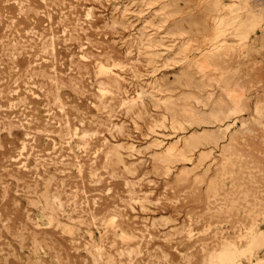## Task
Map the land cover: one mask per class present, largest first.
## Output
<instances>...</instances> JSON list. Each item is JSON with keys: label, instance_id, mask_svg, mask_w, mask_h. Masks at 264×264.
<instances>
[{"label": "rangeland", "instance_id": "1", "mask_svg": "<svg viewBox=\"0 0 264 264\" xmlns=\"http://www.w3.org/2000/svg\"><path fill=\"white\" fill-rule=\"evenodd\" d=\"M0 264H264V0H0Z\"/></svg>", "mask_w": 264, "mask_h": 264}]
</instances>
